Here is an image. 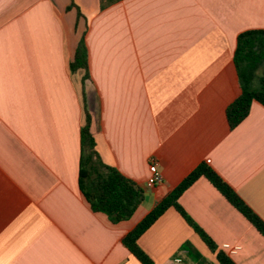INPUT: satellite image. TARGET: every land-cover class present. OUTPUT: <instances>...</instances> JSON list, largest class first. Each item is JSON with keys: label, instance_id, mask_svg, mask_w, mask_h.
Segmentation results:
<instances>
[{"label": "crops", "instance_id": "0c3cea01", "mask_svg": "<svg viewBox=\"0 0 264 264\" xmlns=\"http://www.w3.org/2000/svg\"><path fill=\"white\" fill-rule=\"evenodd\" d=\"M250 29L264 0H0V264H143L122 238L201 162L264 220V106L233 129L225 112ZM82 36L87 77L70 69ZM85 109L101 160L144 189L127 220L80 191ZM178 203L235 264H264V237L205 177ZM137 243L151 264H219L172 207Z\"/></svg>", "mask_w": 264, "mask_h": 264}, {"label": "trees", "instance_id": "16d2710c", "mask_svg": "<svg viewBox=\"0 0 264 264\" xmlns=\"http://www.w3.org/2000/svg\"><path fill=\"white\" fill-rule=\"evenodd\" d=\"M73 6V4H71ZM70 6V7H71ZM240 95L226 108V119L230 129L237 126L248 114L252 101L264 106V29H250L238 34L233 54ZM83 68L87 77V48L84 37L79 40L70 69ZM258 81V86L255 82ZM91 116L85 109L84 122L80 130L81 155L78 173L80 191L93 211L104 213L112 223L129 219L144 198V189L115 167L105 164L95 149V140L90 130ZM205 177L264 237V220L260 218L214 169L205 162L199 163L166 196L139 221L123 238L122 243L143 264H151L150 258L139 247L137 240L169 207L174 208L198 234L205 245L214 252L219 264H235L212 239L192 220L178 203V198L199 177ZM183 248L193 250L186 242Z\"/></svg>", "mask_w": 264, "mask_h": 264}, {"label": "built area", "instance_id": "2783aa9c", "mask_svg": "<svg viewBox=\"0 0 264 264\" xmlns=\"http://www.w3.org/2000/svg\"><path fill=\"white\" fill-rule=\"evenodd\" d=\"M209 161H210L209 159L206 160V162ZM148 170H149V175L146 180V186L151 187L161 181V174L157 169L156 162L153 160H150L148 165ZM224 247H228V246H224Z\"/></svg>", "mask_w": 264, "mask_h": 264}, {"label": "rangeland", "instance_id": "374dc122", "mask_svg": "<svg viewBox=\"0 0 264 264\" xmlns=\"http://www.w3.org/2000/svg\"><path fill=\"white\" fill-rule=\"evenodd\" d=\"M264 70V67H261L259 70H258V76L262 74ZM255 86H258V81L255 82ZM209 264V263H208Z\"/></svg>", "mask_w": 264, "mask_h": 264}]
</instances>
